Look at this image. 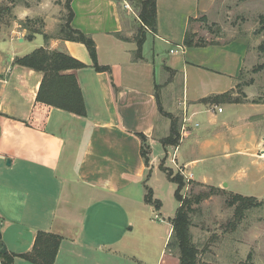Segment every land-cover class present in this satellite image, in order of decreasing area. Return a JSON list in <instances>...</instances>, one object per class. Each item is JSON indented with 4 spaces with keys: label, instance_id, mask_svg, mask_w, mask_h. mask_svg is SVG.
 Returning <instances> with one entry per match:
<instances>
[{
    "label": "crops",
    "instance_id": "obj_1",
    "mask_svg": "<svg viewBox=\"0 0 264 264\" xmlns=\"http://www.w3.org/2000/svg\"><path fill=\"white\" fill-rule=\"evenodd\" d=\"M56 1L42 0L39 8L10 4L11 26L0 24V233L14 264H32L19 256L33 250L39 232L63 239L55 264H142L138 245L127 240L137 227L162 228L149 220L156 210L145 198L149 188L159 200L155 178L172 184L160 167L168 155L189 184L260 199L238 194L230 184L236 181L233 162L264 161L259 78L253 76L242 95L238 90L249 41L184 44L201 18L219 23L227 0H157V32L144 28L141 58L136 37L143 26L130 0H72V26L94 40L98 65L107 72L95 70L83 44L56 36L62 22ZM27 20L44 24L33 40L23 27ZM41 48L86 66L67 72L77 78L86 116L37 101L43 75L15 61ZM226 94L237 101L215 100ZM177 113L180 141L165 149L161 141L172 126L167 116ZM140 135L150 148L149 166ZM214 158L216 182L210 173L195 172ZM165 228L157 264H179L167 250L173 226Z\"/></svg>",
    "mask_w": 264,
    "mask_h": 264
},
{
    "label": "rangeland",
    "instance_id": "obj_2",
    "mask_svg": "<svg viewBox=\"0 0 264 264\" xmlns=\"http://www.w3.org/2000/svg\"><path fill=\"white\" fill-rule=\"evenodd\" d=\"M0 0V8H11L10 4H28L39 8L42 0ZM67 0H58L55 2L60 8L57 12L59 19L66 18L68 15L65 9ZM223 15L219 23L208 25L203 23L196 28V40L202 39L207 43H226L237 37H245L249 41L251 56L249 64L243 71L241 85L238 87L239 94L249 86V83L255 78H259L258 87L263 95L264 90V32H260V19L264 17V0H227L225 2ZM8 14L4 17V24L1 26H11V20L14 15ZM33 25V24H32ZM39 27V26H38ZM37 27V28H38ZM192 35L193 32H191ZM28 37V36H27ZM248 69V70H247ZM164 102V92L160 90ZM171 124L174 123V131L178 135L181 131L180 115H171ZM166 139V138H165ZM162 139L161 143L163 146ZM158 147L159 151L163 149ZM164 161H160V167L171 169L176 175L178 169L172 163L173 158L167 156ZM168 159V161L166 160ZM168 162V164L166 163ZM173 165V166H172ZM235 182H230L231 189L243 196L259 197L257 202L264 203V161L259 160H239L233 162ZM238 165V166H237ZM237 166V167H236ZM217 164L215 158L206 162L195 169V172H207L213 176L214 182L218 180ZM155 178L154 187L156 197L162 203L161 211H154L153 219L155 225H161L162 228L152 224L147 227L140 222L139 230L127 240L136 243L138 246L137 255L142 264H157L164 237L166 233L165 226L172 222L179 209V202L175 197L177 185L168 184L167 181ZM160 178V179H161ZM232 180V179H230ZM210 193V187L202 186L196 183L188 184L182 192L184 197L193 198L200 194ZM228 195L212 196L204 200L200 205H195L197 212L192 216L193 242L197 245L200 255L198 264H264V205L245 210L242 214L236 215L235 208H229L227 200ZM133 212V211H132ZM158 215L162 219L157 220ZM143 220V219H141ZM157 227V228H156ZM133 250V249H131ZM179 260V253H171ZM169 257V256H167ZM166 261L172 262V259L166 258Z\"/></svg>",
    "mask_w": 264,
    "mask_h": 264
},
{
    "label": "trees",
    "instance_id": "obj_3",
    "mask_svg": "<svg viewBox=\"0 0 264 264\" xmlns=\"http://www.w3.org/2000/svg\"><path fill=\"white\" fill-rule=\"evenodd\" d=\"M130 1L134 7L139 9V18L143 26L136 37V42L139 48L137 51V57L141 58L142 47L146 40L144 28H147L153 33L157 32V0ZM12 2L16 4L14 0H12ZM71 2L72 0H67L65 3V9L67 10L68 15L66 18H62L56 36L62 40L83 44L93 60L95 70L98 72L109 71V68L100 67L98 65L97 50L94 40L90 36L73 28L72 21L74 18V12L71 7ZM8 14L11 15V9L9 7L0 8V24H2L4 17ZM200 21L206 23L207 19L203 17ZM260 24V32L262 33L264 32V17H261ZM23 27L28 31V40H33L37 34L43 33L44 24L41 20H27ZM50 38L52 37L45 35L47 41H49ZM184 44L188 48H199L207 47L213 43H207L202 39L196 40V35H192L189 32L186 35ZM15 64L29 68L43 75V80L37 96L38 102L78 116H86L85 103L77 78L73 74H67L68 71L86 68L83 63L64 53L41 48L23 58L16 59ZM219 99H225L228 102L237 101L231 96V94L217 97L215 100ZM167 117L172 119L171 115H168ZM173 126L174 123L172 122L171 133L169 137L163 141L165 149L168 147H176L179 144L180 134L177 135L175 133ZM140 139L143 145L142 156L145 160V164L149 166L150 148L148 147V142L144 135H140ZM161 170L166 174L171 183L177 185L175 197L180 204L176 216L171 222L173 231L167 245V250L170 253L174 251L179 253V264H198L200 252L197 245L193 242L192 235V216L197 212L194 206L200 205L204 200H207L212 196L221 195V190L210 188V193L200 194L193 198L184 197L182 195V192L186 187V180L184 177L180 173L175 175L171 169H163L161 167ZM145 200L147 204L154 206L157 211L161 210L162 203L159 200L154 199L153 191L149 188H147ZM227 205L229 208H235L236 215L238 216V214H242L245 210L262 206L264 203L257 202L254 198L232 195L230 196V199L227 200ZM62 240L63 239L59 236L39 232L33 250L30 253L19 257L32 264H55ZM2 243L3 241L0 233V244ZM14 259V255L9 253L2 255L0 252V260L2 264H14Z\"/></svg>",
    "mask_w": 264,
    "mask_h": 264
},
{
    "label": "built area",
    "instance_id": "obj_4",
    "mask_svg": "<svg viewBox=\"0 0 264 264\" xmlns=\"http://www.w3.org/2000/svg\"><path fill=\"white\" fill-rule=\"evenodd\" d=\"M219 112H222V109H219ZM187 120H184V122H186ZM172 163L175 165V167L178 169V172L184 177V179L186 180V182L189 184L190 183V177L186 176L184 171L176 164L175 160H172ZM155 219L160 220L161 218L156 215ZM0 264H2V262L0 261Z\"/></svg>",
    "mask_w": 264,
    "mask_h": 264
},
{
    "label": "water",
    "instance_id": "obj_5",
    "mask_svg": "<svg viewBox=\"0 0 264 264\" xmlns=\"http://www.w3.org/2000/svg\"><path fill=\"white\" fill-rule=\"evenodd\" d=\"M0 252H1L2 255L7 253V248L3 244H0Z\"/></svg>",
    "mask_w": 264,
    "mask_h": 264
},
{
    "label": "clouds",
    "instance_id": "obj_6",
    "mask_svg": "<svg viewBox=\"0 0 264 264\" xmlns=\"http://www.w3.org/2000/svg\"><path fill=\"white\" fill-rule=\"evenodd\" d=\"M27 13H25L24 15H26ZM21 18H23V16L21 17Z\"/></svg>",
    "mask_w": 264,
    "mask_h": 264
}]
</instances>
